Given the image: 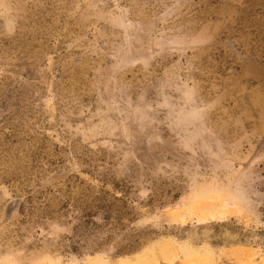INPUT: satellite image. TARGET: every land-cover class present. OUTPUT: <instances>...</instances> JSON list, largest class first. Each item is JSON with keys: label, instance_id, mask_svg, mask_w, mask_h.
<instances>
[{"label": "rangeland", "instance_id": "1", "mask_svg": "<svg viewBox=\"0 0 264 264\" xmlns=\"http://www.w3.org/2000/svg\"><path fill=\"white\" fill-rule=\"evenodd\" d=\"M191 1L0 0L14 64L0 63V119L15 142L0 181L56 216L0 264H264V151L245 170L231 162L248 163L264 130L259 82L246 89L204 47L228 34L260 56L264 14L229 0L243 10L194 25ZM182 59L205 104L178 85ZM61 167L71 175L51 180Z\"/></svg>", "mask_w": 264, "mask_h": 264}, {"label": "flooded vegetation", "instance_id": "2", "mask_svg": "<svg viewBox=\"0 0 264 264\" xmlns=\"http://www.w3.org/2000/svg\"><path fill=\"white\" fill-rule=\"evenodd\" d=\"M250 1L245 3L246 5L250 4V7L247 6L244 9L252 8L251 10H255L260 15H263L264 0H250ZM219 6L224 8L236 7L240 11L243 10L242 8L243 5L242 4L240 5L238 2L235 1L204 0V2L202 3H196V1L194 0L188 4V9L186 13L188 19L192 17V20H194V25H198V22L201 19L200 18L197 21L198 14L200 13L209 14L214 12L215 10H220ZM190 21L186 20L184 22H179L177 26H181V27H184V25L189 26ZM256 24L258 25V22ZM6 25L7 22L5 18L3 16H0V30H2V28L5 29ZM227 27L228 25H225V28ZM260 36L261 39L258 44H255L250 40L246 42L249 51H250L249 48L250 43L255 45H260L262 49V53L260 54V56H252L251 58L243 54L244 47L242 46L241 40L238 38V36L230 37L228 34L219 35L212 42L205 43L204 47L212 51V56H210L211 60L221 65L222 68L229 69V71H226V73L240 72L245 82L246 89H248L247 87H248V82L250 81L249 79L250 76L254 75L255 84L257 85L259 82V85L256 86L259 99L261 101H264V31L260 34ZM255 48L257 50L258 47H253L251 50L253 51L255 50ZM6 59H7L6 55H0V63H3L2 66H4V69L5 67H8V65L14 67L13 61L10 62L11 64H8L6 61H4ZM174 61L176 62L178 61L179 63L181 60L179 59L178 56H176L174 58ZM248 62L249 65H247ZM180 72H181L180 75H178L177 77L178 85L182 87V90L183 88L186 87L185 89L186 91H192L196 96L195 102L205 104V102H207L209 99L206 98L204 91H200V89L198 88L199 85L197 81V68L194 67V64L191 63L185 65V62L182 59V69L180 70ZM7 84H8L7 78L3 77L2 80H0V107H3L5 105L4 97L6 96L5 92H6ZM245 100L248 106L252 105L251 100L249 101L247 97L245 98ZM195 102L189 101V103L187 104L189 106L188 109L196 110ZM259 106L262 107L261 109L264 111V105L263 106L259 105ZM215 119L216 117L212 116L211 121L213 122L215 121ZM7 126H8L7 120L3 122V120L0 119V144L6 143L5 144L6 147H4V153H3L4 155L0 154V163L7 161L15 152V150H13L14 149L13 143L15 142L12 140V138L8 137L7 129H6ZM257 136L258 137H256L255 141L253 142V148L250 151V157L248 158L249 160H247L248 163L240 162L235 160V158H231V162L234 164V166L241 171L247 169L248 166L252 163V161L255 160V158H257V156L264 151V130L263 129L259 130ZM0 151H1V147H0ZM230 154H233V152H231ZM230 157L232 156H229V158ZM72 170L73 169L69 167L58 168L54 170V173L50 176V178L51 180H55V181H59V180L65 181L66 177L70 176L71 174L67 176H59V175L62 174L66 175L68 172L71 173ZM20 188L22 189V186L12 187L9 186L7 182L3 184V182L0 181V252L2 251L8 252L10 250L17 249L18 246L21 244V242L25 240L27 235L32 233L33 230L36 229L44 230L46 228L47 221L55 222L56 220V216L54 215V213H50V212L46 213V211H37L35 207L36 204L33 201L31 202L29 207H27L25 196ZM31 205H33L35 208L31 207ZM32 210L36 211L37 213L32 212ZM46 214H52V215H46Z\"/></svg>", "mask_w": 264, "mask_h": 264}]
</instances>
